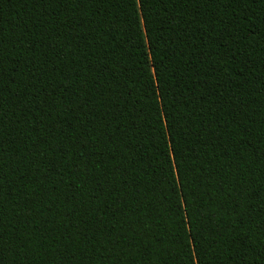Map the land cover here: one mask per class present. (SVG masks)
Segmentation results:
<instances>
[{"label":"trees","instance_id":"1","mask_svg":"<svg viewBox=\"0 0 264 264\" xmlns=\"http://www.w3.org/2000/svg\"><path fill=\"white\" fill-rule=\"evenodd\" d=\"M0 264H264V0H0Z\"/></svg>","mask_w":264,"mask_h":264}]
</instances>
